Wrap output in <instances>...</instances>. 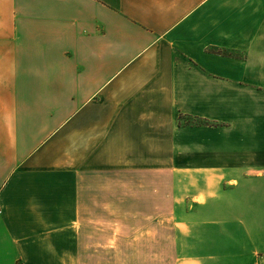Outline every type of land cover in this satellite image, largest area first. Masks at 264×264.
Returning a JSON list of instances; mask_svg holds the SVG:
<instances>
[{
    "label": "crops",
    "instance_id": "crops-1",
    "mask_svg": "<svg viewBox=\"0 0 264 264\" xmlns=\"http://www.w3.org/2000/svg\"><path fill=\"white\" fill-rule=\"evenodd\" d=\"M0 264H264V0H0Z\"/></svg>",
    "mask_w": 264,
    "mask_h": 264
},
{
    "label": "rangeland",
    "instance_id": "rangeland-1",
    "mask_svg": "<svg viewBox=\"0 0 264 264\" xmlns=\"http://www.w3.org/2000/svg\"><path fill=\"white\" fill-rule=\"evenodd\" d=\"M163 181L165 179L163 178ZM164 183V182H163ZM154 184H156V181H154ZM158 184V183H157ZM126 195V194H125ZM124 194H121V199H128L125 198ZM132 195V199L137 201L138 205H147L146 208H137L136 210H130L132 215L133 212H136L138 225H141L142 219H145L146 217H153L154 223L157 222V219H165L168 214L171 212L170 208V202L171 199L168 197V193H152V194H144V193H138L136 194V198H134V194ZM128 196V194H127ZM125 212H128L129 210H122ZM158 226L161 228L160 223Z\"/></svg>",
    "mask_w": 264,
    "mask_h": 264
},
{
    "label": "trees",
    "instance_id": "trees-1",
    "mask_svg": "<svg viewBox=\"0 0 264 264\" xmlns=\"http://www.w3.org/2000/svg\"><path fill=\"white\" fill-rule=\"evenodd\" d=\"M182 118H184L183 115H178V120H179V121H181Z\"/></svg>",
    "mask_w": 264,
    "mask_h": 264
}]
</instances>
